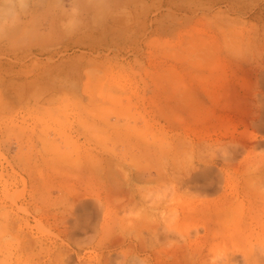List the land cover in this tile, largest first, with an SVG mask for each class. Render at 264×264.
Instances as JSON below:
<instances>
[{
  "label": "rangeland",
  "instance_id": "rangeland-1",
  "mask_svg": "<svg viewBox=\"0 0 264 264\" xmlns=\"http://www.w3.org/2000/svg\"><path fill=\"white\" fill-rule=\"evenodd\" d=\"M0 264H264V0H0Z\"/></svg>",
  "mask_w": 264,
  "mask_h": 264
},
{
  "label": "bare ground",
  "instance_id": "bare-ground-1",
  "mask_svg": "<svg viewBox=\"0 0 264 264\" xmlns=\"http://www.w3.org/2000/svg\"><path fill=\"white\" fill-rule=\"evenodd\" d=\"M96 168H98V166L96 167ZM100 168V167H99ZM101 168H102V165H101ZM98 169H96L95 171H97ZM103 170H104V168H103ZM99 172H101L102 171V169H101V171L100 170H98ZM103 172V171H102ZM103 174V173H102Z\"/></svg>",
  "mask_w": 264,
  "mask_h": 264
},
{
  "label": "clouds",
  "instance_id": "clouds-1",
  "mask_svg": "<svg viewBox=\"0 0 264 264\" xmlns=\"http://www.w3.org/2000/svg\"><path fill=\"white\" fill-rule=\"evenodd\" d=\"M12 15H13L12 13H9V17H10V18L12 17Z\"/></svg>",
  "mask_w": 264,
  "mask_h": 264
}]
</instances>
